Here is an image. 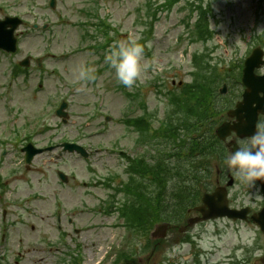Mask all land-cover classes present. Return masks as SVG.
Instances as JSON below:
<instances>
[{"label":"rangeland","instance_id":"rangeland-1","mask_svg":"<svg viewBox=\"0 0 264 264\" xmlns=\"http://www.w3.org/2000/svg\"><path fill=\"white\" fill-rule=\"evenodd\" d=\"M98 3V8H101V12L106 14L109 21L115 27L127 35L128 40H138L140 38V32L143 30L144 26L139 21L143 19L146 13V4L150 1L152 4H159L163 0H96ZM205 4L211 3L212 12L214 19L210 22V27L214 31L212 41L208 44L210 48H215L214 60L223 61L226 66L227 63L235 61L236 59L244 58L245 53L248 50L249 43L251 44L253 32L259 37H264V3L262 10L258 12L257 1L256 0H203ZM65 7L70 6L71 11L78 12L79 8H89L88 0H64ZM185 2H181L174 6L171 11L165 12L159 15V21L156 23L154 28V34L152 40L148 44V50L151 54L150 60L144 59L142 61V73L140 81H146L151 78V75L147 73L146 68L148 64H154L156 62L159 65V70L167 68L169 65H177L179 63L181 54H186V58H189L193 52H202L205 46L201 44H188L186 35L182 25H180V20L184 18L185 13L181 9ZM69 20H78L76 17L70 16ZM218 22V24H215ZM56 31V47H61L62 51L66 43L73 48L76 43L72 40L75 38V33L68 27L61 29H55ZM183 35L182 42L180 43L177 38ZM219 36L226 48L228 50V55H223L222 49L218 48L214 37ZM53 46V44H52ZM92 57L88 53H84L80 62L84 63ZM73 59V58H72ZM79 57L77 56L76 62L73 63V67L64 74L65 81H71L72 76H69L73 72L77 74L74 69L77 67V61ZM158 60H161L160 64ZM184 64L182 67H187V60L182 61ZM181 62V63H182ZM68 76V77H67ZM74 106L71 108L75 116L79 119L76 120L74 125L75 128H81L82 133L85 135L100 132L99 128L105 129V124L103 119L99 117L104 113L111 110H118L119 107L115 108L112 104L114 101H119L121 103V97L119 93H115L109 90H96L89 88H82L79 90L75 96L71 99ZM163 102V101H162ZM164 103V102H163ZM120 105V104H119ZM99 113L96 118V114ZM117 117L118 113L115 114ZM91 116L90 119L88 117ZM92 121L88 127L86 123ZM50 124L53 122L50 120ZM112 126H108L105 129V133L111 131ZM73 127L70 125L65 126L63 131L68 133ZM121 132L120 129L116 130ZM104 132V131H103ZM102 141L101 139H95L94 143ZM105 144V143H104ZM101 146H104L103 144ZM94 164L95 161L92 160ZM105 165L104 162L101 163ZM97 169V166H95ZM80 179L88 180L90 176L85 172L84 162L80 161L79 171L76 173ZM92 191V190H91ZM80 192H83L80 189ZM100 193V192H97ZM102 194V193H100ZM105 195V193H103ZM107 194V193H106ZM6 202L5 206L8 207L9 212H20L15 207L14 209L9 206L10 202L19 200H4ZM65 201V209H70L72 203L79 204V201L85 202L88 205H94L98 203V200H73L71 204ZM12 208V210H11ZM26 210L31 213L29 220L26 221V226L24 222L21 223L19 229L13 230L11 233V238L9 244L6 247L3 255L5 257L3 264H70L72 261L71 257L66 256V250L72 251L75 246H79L81 254L85 256L86 262L92 260L95 256V251H100L102 248L105 250L107 245L104 243L118 242L119 237L118 231L106 230L101 223L106 222V218L101 216L93 215L92 213L82 214L76 217V224L78 227H87L88 225H95L94 230L88 229L83 233H80L73 242L70 241L69 245L63 249L58 247L56 240V232L48 231L43 225L38 227V218L40 216H45L49 212H52L53 205L52 200H33L26 207ZM1 211V208H0ZM29 224L35 226V230H30ZM252 226L243 225L240 223L234 224L227 221H218L215 223L201 224L199 226H194L192 229L193 234H200V238L194 239L197 245L201 246L203 249H213L212 255H207L208 264H213L215 261L220 263L221 258H225L227 254L233 256L235 250L240 248V246H249L254 238V232L252 231ZM213 231V236L212 235ZM212 238L210 240L209 238ZM71 240V238H70ZM166 240H169V236ZM48 244H52L51 248ZM166 244H169L166 242ZM104 246V247H103ZM56 249V251H55ZM120 247L115 245L112 250L108 253L106 260L112 263L114 258V253L119 251ZM240 250V249H239ZM172 254L166 253L167 258ZM187 255L186 247L178 253V259L171 258L176 264H192V262L185 263L181 260V256ZM148 254H145L140 258V263L145 262ZM239 256V255H238ZM153 263V261H151ZM154 264V263H153ZM225 264V263H224Z\"/></svg>","mask_w":264,"mask_h":264},{"label":"clouds","instance_id":"clouds-1","mask_svg":"<svg viewBox=\"0 0 264 264\" xmlns=\"http://www.w3.org/2000/svg\"><path fill=\"white\" fill-rule=\"evenodd\" d=\"M143 55L144 47L136 40H130L111 48L105 56V62L114 72L117 82L131 89L141 77ZM91 72V69L79 68L78 80H92ZM226 167L234 178L249 187H256L257 181L264 183V124L257 125L252 136L241 141L235 152L230 153Z\"/></svg>","mask_w":264,"mask_h":264}]
</instances>
